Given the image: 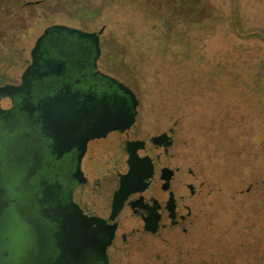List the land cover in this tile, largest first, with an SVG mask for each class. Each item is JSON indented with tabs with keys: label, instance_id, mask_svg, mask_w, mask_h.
<instances>
[{
	"label": "rangeland",
	"instance_id": "obj_1",
	"mask_svg": "<svg viewBox=\"0 0 264 264\" xmlns=\"http://www.w3.org/2000/svg\"><path fill=\"white\" fill-rule=\"evenodd\" d=\"M53 25L104 28L99 68L137 95L141 135L174 130L176 180L200 186L178 264H264V0H0V85Z\"/></svg>",
	"mask_w": 264,
	"mask_h": 264
},
{
	"label": "flooded vegetation",
	"instance_id": "obj_2",
	"mask_svg": "<svg viewBox=\"0 0 264 264\" xmlns=\"http://www.w3.org/2000/svg\"><path fill=\"white\" fill-rule=\"evenodd\" d=\"M43 52L42 65L53 58L63 67L37 78L23 93L0 95V188L9 203L1 219L0 259L54 264L59 255L54 236L66 224H76L99 236L112 234L102 264H178L183 258H176L187 252L183 239L196 224L200 186L176 180L182 169L173 162L174 130L141 135L137 95L99 68L101 55L94 60L88 41H51ZM6 84L19 85L21 77ZM121 85L132 91L135 106ZM121 108L135 114L129 128L89 138L93 124ZM131 155L148 157L136 171L150 175L122 198ZM186 172L194 175L191 169ZM9 229H24L26 238L34 240L29 252L28 247L13 252L11 259L12 251L4 249Z\"/></svg>",
	"mask_w": 264,
	"mask_h": 264
},
{
	"label": "water",
	"instance_id": "obj_3",
	"mask_svg": "<svg viewBox=\"0 0 264 264\" xmlns=\"http://www.w3.org/2000/svg\"><path fill=\"white\" fill-rule=\"evenodd\" d=\"M103 30L104 28L98 32H86L81 29L71 28L65 25H53L47 27L35 40L34 46L30 51L31 63L21 75V84H6L1 86L0 95L10 96L23 93L25 90H29L32 87L33 82L37 78L41 79L44 77H49L55 73L53 71H56V68L63 67L62 64L56 63L53 58H47L44 60V65L41 64L44 54L47 55V53L43 52L44 48L47 46V42L49 43L56 40H78L82 42L88 41L94 47V60H97L101 55L100 35L103 33ZM54 67L55 69H53ZM42 68H44V71L41 72ZM121 86L124 92L130 96L131 100H133V106H135L136 101H134L135 96L132 91L123 85ZM51 105L54 106V103H51ZM134 117V113L133 115H127L123 108L120 110L117 109L111 115H107L106 118L101 119V124H93V126L90 127L89 138L100 137L115 129H127L133 123ZM148 161L149 159L145 155L140 158H137L135 155H131V159L129 160L130 171L126 176L123 177L121 181L120 192L122 194V198H124L134 189H139L144 185V179L149 177L150 174L148 176H138L136 170H138L140 165L145 166L144 164H147ZM5 168L7 173H9L12 169L9 161H7ZM4 196L5 191L3 188H0V228L3 211L9 207V203L4 200ZM78 225L81 226L82 223L79 222ZM14 232L16 235L13 234ZM20 234L22 237L26 238L25 234L21 231H12V229L6 230L4 235L9 237L10 240L7 241L4 249L9 250L7 245L14 239H21ZM111 237L112 234L110 235L109 233H107L105 236H99L98 232L93 233L89 230L82 231V228L78 227L76 224H74L72 228L70 224H66L63 229L54 236L56 240V247L59 251V255L54 264H85L87 252L91 253L90 264H102L103 260L106 258L105 249ZM12 258H14L13 251L11 259ZM21 259L23 258L20 257V260L19 258H16L15 264H24L25 259H23V262ZM6 263L7 260L1 256L0 264Z\"/></svg>",
	"mask_w": 264,
	"mask_h": 264
}]
</instances>
